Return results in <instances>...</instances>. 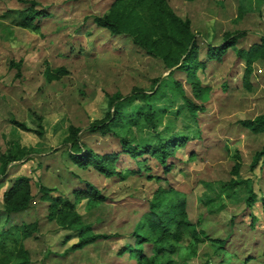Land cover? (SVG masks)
I'll return each instance as SVG.
<instances>
[{"label": "rangeland", "instance_id": "obj_1", "mask_svg": "<svg viewBox=\"0 0 264 264\" xmlns=\"http://www.w3.org/2000/svg\"><path fill=\"white\" fill-rule=\"evenodd\" d=\"M37 1L48 10L39 30L16 29L12 43L0 38L1 56L23 59L19 76H12L15 68L0 72V120L5 121L3 128L8 124L10 128L0 137L1 188L7 175L19 173L29 176L34 195L39 183L71 196L72 188L90 182L108 198L89 206L80 200V221L88 224V232L118 235L76 246L73 243L80 235L76 228H60L46 220L31 236L15 240L11 234L5 239L0 258L6 263L0 264L19 258L18 244L29 251L26 264H136L131 251L119 249L124 243L148 256L156 255L152 241L135 242L130 233L155 189L168 185L172 192L164 191L161 200L182 199L185 219L199 234L223 239V250L213 239L194 241L189 229L181 228L177 240L170 238L174 250L164 252L157 261L264 264V214L252 207L261 217L248 222L243 201L246 186L241 181L246 180L256 198L264 197V163L249 167L253 152L264 143V131L250 132L238 120L264 112V57L252 62L251 88H246L243 60L231 47L211 60L203 52L206 43H219L226 32L243 31L237 34L236 47L246 48L258 40L264 34L260 15L264 0H168L175 12L189 17L190 28L196 32L197 56L203 65L195 69V85L186 81L183 71L168 74L160 56L148 54L130 34L113 38L106 28L94 27L92 13L105 11L110 0ZM22 5L20 0H0V11ZM238 6L243 9L241 15H237ZM11 23L8 15L0 16V32L7 34ZM61 64L66 72L47 81L43 68ZM115 90L123 95L118 101L119 118L112 125L120 135L140 146L154 143L157 135L185 137L183 147L175 152L178 159H169L174 165L164 175L147 154L138 164L120 153L117 169L140 168L124 178L104 175L91 164L79 166L70 158L64 140L68 124L80 127L79 140L96 152L119 149L112 134L86 130L88 121L103 116L106 93ZM186 99L196 107L190 110ZM145 109L152 112L151 122L143 118ZM12 118L25 120L30 129L20 128ZM14 140L28 146L13 149ZM234 152L239 155L238 174L230 172ZM9 160L15 161L6 166ZM229 178L238 180L237 184H227ZM45 204L34 197L27 208L11 213L3 226L41 219ZM1 208L0 198V212Z\"/></svg>", "mask_w": 264, "mask_h": 264}, {"label": "trees", "instance_id": "obj_2", "mask_svg": "<svg viewBox=\"0 0 264 264\" xmlns=\"http://www.w3.org/2000/svg\"><path fill=\"white\" fill-rule=\"evenodd\" d=\"M21 1L25 3L22 7L6 8L0 16L8 15L13 24L37 30L39 20L48 14L46 6H41L37 0ZM242 12L243 9L238 6L237 15H241ZM260 15L264 20V6ZM91 18L95 25L106 28L111 34H130L132 41L144 48L148 54H158L163 61L164 67L169 68L168 74L172 75L176 71H183L186 81L194 85L198 83L195 69L197 66L203 65V60L197 56L196 32L190 28V19L187 16L181 17L178 15L168 0H110L105 11L92 13ZM240 33L243 34V31H235L232 33L233 35L228 32L224 33V40L222 39L220 43H206L204 52L207 60H211L222 57L227 49L231 47L236 56L242 59L244 63L241 75L242 85L246 88H251L249 77L252 73V62L257 58L264 57V34H261L258 40L253 41L244 48L234 46L237 34ZM9 65H16L15 76L20 75L18 63H13L12 60H9ZM65 72L66 69L63 66H57L52 69L47 66L43 70V75L45 79L50 80L59 77L60 74ZM176 83H178L177 80ZM195 94L199 95V93ZM106 97L107 108L105 113L100 118L88 121L86 130L100 134H112L119 143V149L96 152L79 140L77 131L80 127L68 124V132L64 140L68 144V152L72 161L79 166L91 164L98 172L104 175L116 174L120 178H124L130 172H140V168L126 167L124 170L117 169L115 163L119 161L120 153L128 155L138 164L144 161L146 157L143 155L147 154L153 157L160 165L163 175L170 171L174 162L169 159L171 157L178 159L175 152L183 147L185 137L169 135L162 138L157 135L154 143L143 146L131 142L114 130L112 126L119 118L120 105H118V101L123 95L119 90H115L114 92L106 93ZM186 100L189 102L190 110L196 107L191 101ZM142 115L144 119L151 122L152 112L145 109L142 111ZM238 120L250 132L260 133L264 131V112L239 118ZM10 121L22 129H30L23 121L14 118ZM37 132L39 131L37 130ZM188 154H191V152ZM233 157L234 160L230 172L238 174L239 155L234 152ZM258 161H260V165L264 163V143L253 152L249 167H253ZM2 167L4 168V164H2ZM154 177L161 178L162 176L154 174ZM237 181L229 178L227 184L231 186L237 184ZM241 181L245 182L246 186V195L243 201L247 208L248 222L251 224L258 219L260 220V213L264 214V197L256 198L254 190L246 183V180ZM52 189L56 191L53 187L39 183L34 195L30 191L28 175H17L12 179L9 186L3 190L1 196V249L4 247V240L11 237V234L15 240L31 236L38 230L41 223L46 220H52L60 228H76L80 234L76 242L73 243L76 246L104 237L118 235L116 233L88 232V224L80 221V214L77 210V203L80 200L85 199V206H89L105 202L108 198L94 184L85 181L83 187L72 188L70 191L71 196H66L60 191L53 193ZM171 190V185H168L167 189L160 187L155 189L152 198L147 201V210L141 213L139 220L135 223L130 233L135 237V242L152 241L156 255L148 256L138 247L132 248L129 243H124L119 248L121 252L125 250L131 251L136 258V264H170L168 259L160 261H157V259L164 252L174 250L175 244L172 243L170 238L177 240L181 228L189 229L194 241H201L204 238L211 239L206 234H199L195 225L185 219L182 199H171L168 197L166 200H161V197L165 194L163 192H172ZM34 197L46 203L45 214H42L41 219L34 218L32 221L3 226V222L7 221L11 212L29 206ZM252 207H255L260 213H255ZM212 239L217 241V248L223 250V239ZM17 251H19V254H17L19 258L10 264H26L29 261L28 249L22 248V245L18 244ZM0 262L6 263L4 258H0Z\"/></svg>", "mask_w": 264, "mask_h": 264}, {"label": "crops", "instance_id": "obj_3", "mask_svg": "<svg viewBox=\"0 0 264 264\" xmlns=\"http://www.w3.org/2000/svg\"><path fill=\"white\" fill-rule=\"evenodd\" d=\"M21 1V0H20ZM186 1H191V0H186ZM22 3H23V5L25 4L23 1H21ZM22 5V6H23ZM21 6V7H22ZM16 8H19V7H16ZM238 8V7H237ZM6 9V8H5ZM5 9H3L2 11H0V14L2 13V12H4V10ZM174 10V9H173ZM177 13V12H176ZM178 14V13H177ZM179 15V14H178ZM181 16V15H180ZM181 17H184V16H181ZM188 17V16H187ZM43 18V17H42ZM189 18V17H188ZM91 22L94 24V22L92 21V18H91ZM13 26H10V28H9V30H7V34H4V33H1L0 32V38H6L8 41H11V43L12 42H14V31L16 30V29H24V30H26V28L27 29H30V30H34V31H38L39 30V27H38V29L37 30H35V29H31V28H28V27H22V26H18V25H15V24H13V23H11ZM39 25H40V20H39ZM94 27H96V28H102V27H100V26H97V25H95L94 24ZM109 32V31H108ZM2 34H4L5 36H3ZM112 36L111 37H113L114 38V36H116L117 34H111ZM238 39V38H237ZM237 41V40H236ZM221 42V41H220ZM219 42V43H220ZM218 44V43H217ZM205 46H206V44H205ZM239 47H242V46H239ZM204 51H205V48L203 49ZM203 51V52H204ZM226 53V52H225ZM9 57V58H8ZM9 60H12L13 61V63H18L19 64V66H18V70H19V74H20V69L22 70V63H23V59H22V56L20 55L18 58H15L14 56L12 57H10V55L8 54V55H4V56H1L0 55V72H2V71H7V70H11V68H15V71H16V65H9ZM241 60V59H240ZM48 66L50 67V65L48 64ZM57 66H63V64H61V65H56V66H53V67H57ZM45 67V66H44ZM52 67V66H51ZM64 67V66H63ZM65 68V67H64ZM44 69V68H43ZM66 69V68H65ZM15 74V72H13L12 73V76H15L14 75ZM60 75H62V74H60ZM19 76V75H18ZM15 77H17V76H15ZM60 77V76H59ZM59 77H57V78H52V79H50V80H53V79H58ZM50 80H47V81H50ZM1 121L2 120H0V137H1V135L2 136H5V135H7V131L10 129L9 128V124H8V126H7V128H3V124H5V121L3 120L2 121V124H1ZM19 121H23L24 123H25V120H19ZM25 125H26V123H25ZM27 126V125H26ZM29 127V126H28ZM4 129H6V130H4ZM18 131V130H17ZM13 134H14V132H13ZM13 146V149H16V150H18V148H21V147H24V146H28V145H25V144H21L20 142H18V140H14L12 143H11ZM8 147H11L10 146V144L8 145ZM2 153V152H1ZM0 153V154H1ZM6 153V152H5ZM18 160V159H17ZM12 161H15V160H9L7 163H5V165L6 166H9L10 165V162H12ZM0 164H1V162H0ZM4 172V171H3ZM17 175H26V174H15L13 177H12V175L10 176H8L7 175V179H5L6 180V184L3 186V188H1V185H0V198H1V200H2V192H3V190L4 189H6L8 186H9V184L11 183V181H12V179L15 177V176H17ZM30 184V183H29ZM45 185V184H44ZM46 186V185H45ZM49 187V186H48ZM57 191V190H56ZM32 193V192H31ZM28 207V206H27ZM27 207H25V208H27ZM24 209V208H23ZM20 210H22V209H20ZM19 211V210H18ZM15 212H17V211H15ZM11 213H14V212H11ZM10 213V214H11ZM31 221V220H30Z\"/></svg>", "mask_w": 264, "mask_h": 264}]
</instances>
